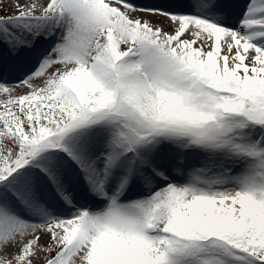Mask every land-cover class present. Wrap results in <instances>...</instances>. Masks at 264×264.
<instances>
[{
  "label": "snow or ice",
  "instance_id": "1",
  "mask_svg": "<svg viewBox=\"0 0 264 264\" xmlns=\"http://www.w3.org/2000/svg\"><path fill=\"white\" fill-rule=\"evenodd\" d=\"M40 262L264 264V0L0 14V264Z\"/></svg>",
  "mask_w": 264,
  "mask_h": 264
},
{
  "label": "bare ground",
  "instance_id": "2",
  "mask_svg": "<svg viewBox=\"0 0 264 264\" xmlns=\"http://www.w3.org/2000/svg\"><path fill=\"white\" fill-rule=\"evenodd\" d=\"M17 2V0H2V6L5 8V9H10V10H14V5L15 3ZM19 2L21 3H27V2H30V0H19ZM40 264H42V262H40Z\"/></svg>",
  "mask_w": 264,
  "mask_h": 264
},
{
  "label": "rangeland",
  "instance_id": "3",
  "mask_svg": "<svg viewBox=\"0 0 264 264\" xmlns=\"http://www.w3.org/2000/svg\"><path fill=\"white\" fill-rule=\"evenodd\" d=\"M13 10H10V9H5L2 4H0V14H6L8 12H12Z\"/></svg>",
  "mask_w": 264,
  "mask_h": 264
}]
</instances>
